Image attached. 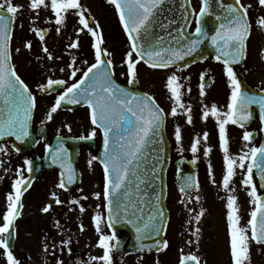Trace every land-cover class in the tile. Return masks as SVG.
I'll return each instance as SVG.
<instances>
[{"label":"snow or ice","instance_id":"1","mask_svg":"<svg viewBox=\"0 0 264 264\" xmlns=\"http://www.w3.org/2000/svg\"><path fill=\"white\" fill-rule=\"evenodd\" d=\"M107 3L114 6L129 41V50L125 53L123 61L127 65L129 86L138 83L137 66L141 62L152 69H168L196 53L206 40H210L211 46L217 53L215 60L224 65V73L230 88L227 110L221 111L213 104L210 111L203 112V118L207 120L211 115L216 118L218 124L220 148L224 154L225 164V173L222 178L223 189L229 193L235 191L231 188V184L239 169L243 173L241 183L248 189L247 195L254 206L247 225L242 226L238 197L233 194L227 196L226 219L232 264H246V262L251 264V243L255 242L256 245L264 246V196L258 194L257 185L254 183L255 170L261 185L264 186V144L259 147H247L251 143L253 133L245 130L242 139L246 142V150H242L238 157H234L230 153L226 126L231 124L246 128L247 123L253 118V105L259 106V118L264 124V95L250 94L249 91L244 90L242 82L237 78L232 67L239 64L246 56L247 43L253 30V24L249 18L252 5H245L241 0H235L234 4H225L223 0H216L219 9L217 13V9L213 7V0H201L198 11L187 6L190 5L191 0H183L180 5L183 9L181 15L183 23L174 29V34L169 30L173 24H176L174 19L167 23L158 20L166 0H107ZM257 3L264 8V0H257ZM28 8L36 18H39L42 11L51 12L52 18L47 22L54 24L57 34L66 27L67 17L75 14L81 27L76 30L77 39L67 46L69 49H79L78 37L85 30L93 38L94 62L89 63L88 60H83L82 63L86 65V69L82 70L78 67L76 56H72L71 62L67 65L70 70L68 80L48 77L46 83L39 85V90L42 92L50 94L52 91H57L59 93L47 113L48 121L53 119V114L63 105L84 104L89 109L90 121L94 127L87 136L81 135L78 139L90 140L96 136L97 129L102 132L103 159L101 163L104 186L102 193H95V199L100 201L102 196L103 205L97 204V211L92 216V222L98 236L96 246L102 250L103 254L90 256L87 264H113V253L121 247V241L114 230L118 223L129 224L135 229L137 243L134 247L137 251L158 253L168 249L169 241L163 238L167 230L168 217L162 207L161 195L155 193L153 197H150L147 189L152 187L151 181L147 179L146 174L144 178L141 177L140 169L142 162L146 159L145 151L148 146L164 142L162 131L167 116H177L178 107L185 109L182 103L183 86L180 83V77L173 72L167 78L166 87L175 106L171 108L170 113H166L151 95L134 94L128 87L116 82L115 66L113 60L109 58L112 53L102 47L101 26L95 21H93L94 26H90V17H86L87 9L81 0H30ZM22 12L23 6L15 4L13 0H0V102H2L0 139L15 137L20 142L29 137L33 113L37 108V97L12 63L13 26L18 18L17 14ZM191 17L195 18L196 27L195 31L189 34L187 28L190 26ZM206 17H214L219 22L213 35H209L204 28ZM256 25L264 31V16L257 18ZM156 26L167 32V38L155 31ZM30 30L41 41L42 51L47 59H56L44 43L48 30L37 27H32ZM24 47L30 51L33 47L32 42L27 41ZM15 52L19 53L20 49H15ZM59 71L64 72L65 68H60ZM204 78L205 74L202 73L201 96L206 94ZM69 80L73 82L69 83ZM261 91L264 92V88ZM187 112L189 113L187 123L191 124V109L187 108ZM68 130L71 131L70 126ZM174 136L176 143L181 144L182 134L178 126L175 128ZM57 138L62 139L59 136ZM204 138L207 139V133L204 134ZM199 144L200 140L197 138L191 145L194 156L198 152ZM46 152L51 155L52 162L58 163L63 169L56 187L67 191L66 185L75 183L77 175L68 150L61 143L55 151L46 148ZM210 152L211 149L206 148L205 156ZM0 154L7 155L8 148L0 145ZM97 159L93 156L89 166ZM156 159L159 161L160 158L157 156ZM4 163L6 161L0 159V167H3ZM23 163L26 167L16 169V178L12 183L13 191L6 196V211L0 218V249H3L6 264H21L11 250L10 240L14 238L15 221L23 209L22 197L32 186L29 177L33 171V162L25 159ZM25 172L29 174V177L25 176ZM151 175L153 179L159 178L156 165L152 166ZM209 175H212L211 165H209ZM213 182H215L214 179ZM133 184L136 190L135 198L132 192ZM141 185H144V189H141ZM193 188L198 190L199 184L193 177H188L180 191L187 194ZM51 197L58 206L65 203L55 192L51 193ZM82 199L86 200L87 197ZM196 199L199 200V197L197 196ZM69 203L79 205L80 213L86 211L78 199H72ZM52 207V204H46L41 211L49 213ZM101 207L106 209V214L100 211ZM72 210V208L69 209V211ZM203 216L204 210L201 209L189 220V224L193 221L199 224ZM55 224L58 229L61 227L59 221ZM105 227L109 230L108 232L104 231ZM79 229L84 231V225L80 224ZM200 231L201 229L196 227L191 232L193 239H189L186 243L188 245L195 243L198 246ZM146 240L152 242L145 243ZM71 243V238L62 240L59 250L63 252L67 249L71 254ZM50 247L55 254L57 245L53 242L50 246L45 238L43 252L48 253ZM181 252L179 264H202L197 254H183V249ZM56 264H63V260L58 259ZM157 264H159L158 261Z\"/></svg>","mask_w":264,"mask_h":264},{"label":"flooded vegetation","instance_id":"2","mask_svg":"<svg viewBox=\"0 0 264 264\" xmlns=\"http://www.w3.org/2000/svg\"><path fill=\"white\" fill-rule=\"evenodd\" d=\"M245 5L251 4L252 8L250 9V20L253 24V30H258L261 33L262 37H259L260 40H264V31H262L257 25V18L264 16V8L260 7L257 3V0H241ZM19 5L23 6V12H26V5L24 0L20 2ZM109 12H113V20L117 23L119 22L117 17V12L114 9V6L107 3ZM48 13V19L44 20L35 19V20H26V27L29 28L30 24H37V28L47 29L45 35L46 43L50 36L53 35V39L50 41V45H56L61 49L59 57L57 60L62 62V64L68 65L71 62L72 57L76 56L77 66L82 69L85 65L82 63L83 60H92L94 59V49L92 48L93 38L91 35L78 37L79 39V49H69L67 46L74 40L77 39V36L70 35L68 37V32L72 30L71 17H78L75 14H70L67 17L66 27L62 29L60 34H57L55 31L54 24H50L47 21L52 18V13L49 11H42L40 14ZM86 17H90V26H94L93 16L89 11L85 13ZM111 15V14H110ZM18 16V15H17ZM30 21V22H29ZM35 21V23H33ZM96 21L101 24L100 18H96ZM78 22V21H77ZM35 24V25H36ZM117 25V24H116ZM15 26V25H14ZM13 26V30H14ZM78 28L81 26L77 24ZM121 27V26H120ZM117 25V34L119 35L120 45L125 47L126 52V36L125 32L122 31V28ZM255 27L257 29H255ZM108 30V32L106 31ZM86 32V30H85ZM100 32L103 37L102 47L107 49L112 53V56L109 57L113 60L115 66V79L116 81L123 86L127 87H136L137 85L129 86L127 84V70L120 72L118 67L122 65L124 60V53L121 52V47L119 43L114 42L115 34L107 25L104 29L100 27ZM59 39L56 36H59ZM38 44L42 46L39 38H36ZM258 39V40H259ZM113 42V44H111ZM248 54V53H247ZM80 57V58H79ZM245 61L241 67L233 69L236 73L240 72V75L246 79L247 84L251 88L261 90L259 85H251L248 80L251 73L253 72V64L246 63L247 55L245 56ZM94 62V61H92ZM179 68V67H178ZM168 68V69H152V71H174L177 72V76L180 77V83L182 87V103L185 105V109L177 108L178 115L173 117L168 115L166 118V136L169 141V146L171 147V161L169 169L166 173L167 179V195H166V211L168 217L167 230L164 236V239L172 241L169 243V248L161 251L154 252V254H139L132 252L130 240L131 237L124 231L117 232L118 239L121 241V247L119 250L114 251L113 253V264H179L180 256L182 255L181 249H183V254L195 253L201 260L202 264H232L229 248V234L227 227V207L226 201L229 194L236 195L238 197L237 203L240 208L239 215L241 217V225L246 226L247 221L250 219V212L253 210V205L250 203V197L247 195L248 189L242 185L241 181L243 178V173L237 169V175L234 176L231 188H234V192H226L222 186V179L219 176V170L221 166L216 164V156L214 155L215 151L221 149L219 141V130L218 124L215 117L209 115L207 120L203 118V112L205 110L211 109V106L215 104L217 108L221 111H226L227 103L229 102L230 97V88L227 77L224 73V65L221 62L215 60L214 57L210 56L206 59L203 58L198 62L190 63L189 66L185 68ZM70 71V70H69ZM205 74L204 83H205V95H200V84H201V74ZM123 74V75H122ZM78 73V77H79ZM169 76V75H168ZM167 76V78H168ZM167 78L162 82L160 81L162 89H157L155 86L154 89H157L155 92H146L145 89L139 88L140 92L148 93L152 97H157L158 102H156L165 110L166 113H170L171 108L175 106L174 100L171 98L170 92L166 87ZM146 76L143 77V84L150 86L145 83ZM68 80V79H65ZM147 80V79H146ZM70 83L73 81L69 80ZM166 87V88H165ZM190 90V91H189ZM221 92V96L218 101H215L216 95ZM53 96V95H51ZM47 96V97H51ZM57 96V95H56ZM54 96V97H56ZM171 104L170 107L166 108V102ZM187 108L191 109L192 123H187ZM80 109V118H81V129L82 134L73 135V131H67V125H61V130L63 132L53 136L52 142L48 144V131L46 128L52 124L54 121L47 120V117L39 121L38 116L36 115L33 125V131L36 134V137L39 139V135H43L44 138H40L37 142L35 148L32 149L29 153H18L12 146V144L4 143V146L8 148V154L2 155V159L6 161L2 169L3 175V187L0 188V218L2 214L6 211V196L13 191L12 183L15 177V171L17 168L26 167L24 165V160L29 159L36 164V166H43L44 156L46 155V148H50L53 144L55 137H67V138H78L81 135L87 136L90 131L93 129L90 119L88 118V109L87 107H79L77 109H66L61 108L62 112H68L72 114L73 111ZM181 129L182 142L177 144L174 136V131L176 127ZM44 128V132L41 131V128ZM227 134L229 137V146L237 147L244 150L246 142L243 141V133L245 130L253 133L251 140V145L259 147L263 138L262 132V123L260 121L259 115L254 114L253 118L247 123L246 128H241L237 125H227ZM97 134L93 139L83 140V146L79 149V155L76 158V169L78 176L80 178L79 186L74 188H67V191L61 190L56 187L61 178V173L57 169L54 170H43L42 175L34 179L32 186L28 192L22 197L23 209L19 218L15 221L14 231V241L12 242V248L14 255L21 261V264H56V261L63 260V264H87L89 257L92 255V252L88 251L86 254L82 255L79 253L80 246V229L79 219L82 220L84 227H89L88 231H91V234L95 235L92 237V246H93V255L100 256L102 255V250L98 248L97 240L98 236L95 231L92 222V216L97 210H93L88 203V193L85 192L83 185H87L86 182V172H85V162L90 161L93 156H96L100 151L102 144L101 131L96 130ZM207 133V139L205 140L204 134ZM200 140L198 145V152L194 156L191 152V145L196 139ZM210 148L211 152L205 156L204 150ZM240 155L237 152L238 157ZM13 159L17 162L9 163ZM182 159H185L191 163L195 160L196 167V181L199 184V189L193 188L189 193H182L180 189L182 188L185 180L193 175V167L186 168L183 167L180 170L177 167V163ZM97 161V160H95ZM93 162V161H92ZM209 165H211L212 175H209ZM7 169V171H5ZM44 171V172H43ZM99 171H101L99 167ZM25 176L29 177V174L25 172ZM206 178L204 184V177ZM180 178V179H179ZM204 178V179H203ZM213 179L215 182H213ZM220 179V180H219ZM103 181V180H102ZM254 183L257 185V192L259 195L262 194L261 187L258 185L257 180L254 175ZM104 182L101 186V192H103ZM51 191L60 192L62 195L60 197L65 203L62 205H56L51 196L48 195L47 199H44L45 194H48ZM80 193V195H77ZM58 195V194H57ZM199 197V200L196 197ZM82 197H87L86 200ZM102 197V196H101ZM72 199L80 200V203L83 204L86 211L84 213L79 212V205H71L69 203ZM183 201V202H182ZM98 204L103 205V198L97 202ZM46 204H52V210L49 213H43L41 211L42 207ZM72 208V211L69 209ZM191 209V212H189ZM201 209L204 210V216L201 218L199 224L193 221L189 224V220L194 217ZM100 211L106 214V209L101 207ZM85 219L86 222L83 220ZM224 219V220H223ZM59 221L61 227L58 229L55 222ZM218 224V227H217ZM214 227L212 228V226ZM199 227L200 238L199 245L195 243L192 245L186 244L181 246L178 243L179 239L186 237L187 233L191 235V232ZM223 227L225 234L222 237V240L217 236L214 231L215 229ZM106 232L109 230L105 227ZM85 231V228H84ZM83 232V231H81ZM250 235V233H249ZM188 240L193 239L192 236H187ZM47 238V242L51 246L53 242L57 245L55 254H53L51 247L48 253L43 252V243ZM71 238L72 243L70 245L71 254L68 250L65 249L63 252L59 250V245L62 240ZM95 238V239H94ZM41 256L43 258L41 259ZM82 256V257H81ZM142 257V259H141ZM250 257L251 264H264V246L256 245L255 242H252L250 245ZM0 264H6V258L3 254V249H0ZM247 264V262H246Z\"/></svg>","mask_w":264,"mask_h":264},{"label":"rangeland","instance_id":"3","mask_svg":"<svg viewBox=\"0 0 264 264\" xmlns=\"http://www.w3.org/2000/svg\"><path fill=\"white\" fill-rule=\"evenodd\" d=\"M21 1L23 0H13V2L17 5H19ZM29 2L30 0H24V3L26 5V12L17 14L18 18L14 24L15 26L13 30L14 34H13V39L11 42V49H12V55H13V64L16 66L17 72L19 73L21 78H23L24 81L30 86V88H32L33 92L35 93L37 97V108H36L37 113L36 114L38 116V120L41 121L47 117V113L49 112L51 106L55 102V97L54 95L51 97L45 96V94L40 92L39 85L46 83L48 77H52L54 79H57V78L58 79H68L69 69L67 68L66 64L63 65L62 62H59L57 60L61 52V49L57 47L56 45L55 46L50 45L51 39L54 38L53 35L50 36L49 40L45 44L48 47L49 51L52 53V55L56 57V59L48 60L45 53L42 51V46L38 44V42H36L37 41L36 38L38 37L35 35L34 32L30 30L32 27H36L37 24L36 23H35L36 25L30 24L29 28H27L25 22L22 21V19L24 21L30 20V19L32 20L37 19L35 14L31 12L28 8ZM81 3L84 5L87 11H89V13L94 15L92 18L95 22H97L96 21L97 17L100 18V20L102 21L100 24L101 28L104 29L107 25L110 27V29L113 31V34H115L114 42H116L117 44L119 43V47H121V52H125V47L120 45L119 35L117 34L118 33L117 25L119 23L113 20V15H112L113 12H109L108 7H107L108 6L107 0H81ZM193 4L194 6L199 7L198 6L199 0H193ZM196 10H198V8ZM41 18H43L44 20L48 19V13L40 14L38 19H41ZM77 21L78 19L76 17L75 18L71 17L72 30L68 32L69 33L68 37L70 35L77 36L76 35V30L78 29ZM255 29L257 28L255 27ZM106 31L108 32L107 29ZM86 35H89V34L84 31L80 33L79 37L81 36L83 37ZM60 36L61 35L56 36V38L59 39ZM259 37H262L261 33L258 30H252L250 42L248 44V47H249L248 54H247L248 59L246 63H252L253 68H254L253 72L251 73L249 77L250 79L248 80L249 83H251V85L253 86L260 85L261 87L264 85V40H260ZM27 41H31L33 45L30 51L24 47ZM111 44H113V42H111ZM17 48L20 49L19 53L15 52V49ZM128 50H129V43L127 41L126 52ZM125 53H124V57H125ZM69 57H72V55ZM123 61H122V65L120 64V66L118 67L120 72L124 71L125 68L127 70V65L123 63ZM90 62L92 61L90 60ZM60 68H65V71L60 72L59 71ZM137 68H138V83L136 84L138 88L145 89L146 92L148 91L150 93L157 91V89L164 90L160 81L163 82L167 78L168 75H171L174 72L170 70L154 72L150 70L147 66H145L143 62H141L137 66ZM144 76H146V79H147V80L145 79V83H147L150 86H146L145 84H143L142 80ZM154 86L157 89H154L153 88ZM221 92L222 91H220L216 95V98H215L216 102L221 96ZM155 99L158 102L157 97H155ZM165 102H166L165 103L166 108L171 106V104L167 102V99H165ZM62 111L63 110L58 109V111L53 114L54 121L52 122L50 126L46 128V130L48 131V141H49L48 144L52 142L51 140L53 139L54 135L63 132L61 130V125L63 124L67 125L68 127L69 126L71 127V131H73V135L82 134L80 109L77 111H73L72 114H68V112L63 113ZM68 127L66 129L67 131H69ZM0 145L4 146L2 143H0ZM252 146L253 145L251 144L247 145V147H252ZM229 148H230V153L233 156H237V152L241 153V149L237 148L236 146L235 147L229 146ZM244 150H246V147ZM2 155L4 154H0V159H2L1 157ZM214 155L216 156V164L218 166H221V170H219L218 172H219V176H221L220 179H222L225 173V164L223 160L224 154H223L222 149L215 151ZM14 162H17V161L13 159L9 163H14ZM3 167H0V177H2V179H0V188L3 187V175H2ZM85 172H86L87 185L84 184L83 188H85V192L88 193V203L90 204L91 208L94 206L93 210L95 211L97 210L96 206L98 204L97 203L98 201L95 199V193L97 192L102 193L101 192V186H102L101 172L99 171L98 163L93 161L91 163V166H89V161H86L85 162ZM204 178H203L204 181L202 185H205L204 182L206 178L208 177H204ZM53 192L54 191H51L48 194H45L43 200L47 199L48 195L51 196V193ZM57 194L60 196L62 195L60 192H57ZM77 195H80V193H78ZM83 221L86 222L85 219ZM79 223L82 224L81 219H79ZM213 227L214 225L212 226V228ZM217 227H218V224H217ZM84 228H85V231L83 232L80 231V246H79L80 248H79L78 254H81L82 252L83 253L82 255H84L88 251H90L92 252L91 256H93L92 237H94L95 235L91 234V231H88L89 227H84ZM104 231L106 232L105 229ZM214 233L217 236H219L220 239L222 240V237L224 236L226 232L223 229V227H219L215 229ZM187 236H191V235L187 233L186 237L179 239L178 240L179 245L185 246L187 244L186 243V241H188ZM169 243H171V245L173 244L172 241H169ZM42 258L43 256H41V259ZM40 264H43V263H40Z\"/></svg>","mask_w":264,"mask_h":264},{"label":"water","instance_id":"4","mask_svg":"<svg viewBox=\"0 0 264 264\" xmlns=\"http://www.w3.org/2000/svg\"><path fill=\"white\" fill-rule=\"evenodd\" d=\"M168 1L169 0H166V3ZM173 1H175V0H173ZM180 1L183 2V0H180ZM223 3H225V4H228V3L234 4L235 0H223ZM187 6L190 7V5H187ZM213 7L216 8L217 9V13H219V9L217 7L216 0H213ZM190 8H192V7H190ZM160 17L161 16H158V20L159 21H162L164 23H167L169 21L168 18H160ZM193 18L194 17L190 18L189 24H191V22L193 21ZM218 25H219V22L216 21L214 19V17H206L205 18L204 28H205V30H207L209 32V35H213L214 34V30H215V28L218 27ZM177 26H178L177 23L173 24L169 30L173 31V33L175 34L174 29ZM155 31L158 32L160 35H164L167 38V32L165 30H162L158 26H156ZM187 32L189 33V27L187 28ZM210 55H213L215 57L217 55V53L215 52V49L211 46L210 40H206L199 47V50L196 53H194L192 56L186 57L185 61L178 62L176 67H178V66L179 67H185V64H187V66H188L192 62L199 61L200 58L207 57V56H210ZM242 61L239 64L232 65V67L240 66L242 64ZM236 74H237V78L242 82V86H243L244 90L249 91L250 94L264 95V92L263 93L262 92H257L256 90L250 89L247 86L245 80L240 77V74L239 73H236ZM132 92L134 94H139V92L137 90L136 91H132ZM0 106H2V102H0ZM63 106L64 107H68V106L76 107V106H79V105H63ZM255 111H257L258 114H259V106L258 105H253V107H252L253 114H254ZM33 115H34V113H33ZM31 126H32V122H31V125H30V128H29L30 135L23 142L17 141L15 139V137H4L3 139H0V141L11 142L15 149H19L18 152H21V151L27 152L35 144L34 136H33L32 131H31ZM263 132H264V124H263ZM162 135L164 137V142L162 144L149 145L148 148L146 149V151H145L146 159L141 164L140 174H141L142 178H144L145 174H146L147 179L149 181H151L152 187L147 189L150 197H153L155 195V193H159L161 195L162 207L165 210V204H166V200L165 199H166V193H167V190H166V179L165 178H166V172L168 170V166H169V162H170V157H169V155H170V147H169V144H168V141H167V137L165 136V126H164V129L162 131ZM57 141H59V142L57 143L56 147H53L52 151H55L57 149L58 145H60L61 143H64L63 145H65L67 148H69L72 151L71 162H72V166L74 168L75 167V156L78 153L77 150H78V148H79V146L81 144V141L80 140H74V141L73 140H61V139L60 140L58 139ZM262 143L264 144V138H263V142ZM161 148L163 149V151H159V149H161ZM157 156L160 158L159 161H157V159H156ZM50 158H51V155H50L49 159ZM102 159H103V152L99 153V155H98V160H100V162L102 161ZM153 165H156L157 175L159 177L158 179H153L152 178L151 169H152ZM190 165L191 164L186 163L185 160H182L180 163H178L179 167L189 168ZM254 173H255V170H254ZM76 174H77V172H76ZM33 176H35V174ZM77 177H78V175H76V181L75 182L78 181ZM190 177H192V175ZM256 177H257V181L259 183V186H261V188L263 190V195L262 196H264V186L261 185V182L259 180V176L256 175ZM73 184H71V185H73ZM141 189H144V185H141ZM132 192H133L134 198H135L136 190H135L134 184H133V187H132ZM147 198L148 197H146V199ZM165 212H166V215H167V211L166 210H165ZM114 230L117 231V232L121 231V230H125L128 234L131 235V237H132V240H131L132 250H134V251H136L138 253H141V254H143V253H147V254L148 253H154V251H152V252H147V251L146 252H139V251L136 250V248L134 247V245H136V243H137L136 238H135L136 237V233H135V229L131 225L118 223ZM151 242L152 241H150V240H146L145 241V243H151Z\"/></svg>","mask_w":264,"mask_h":264}]
</instances>
